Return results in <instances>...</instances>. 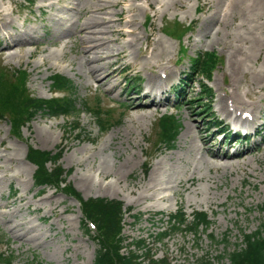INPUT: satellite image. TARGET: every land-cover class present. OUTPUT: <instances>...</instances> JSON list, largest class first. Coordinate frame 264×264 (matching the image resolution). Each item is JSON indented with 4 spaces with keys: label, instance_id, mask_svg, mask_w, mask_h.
Returning <instances> with one entry per match:
<instances>
[{
    "label": "rangeland",
    "instance_id": "374dc122",
    "mask_svg": "<svg viewBox=\"0 0 264 264\" xmlns=\"http://www.w3.org/2000/svg\"><path fill=\"white\" fill-rule=\"evenodd\" d=\"M11 1L14 2V6L20 4L24 7L28 4L26 0ZM150 1L130 0V3L136 6L135 33L139 38L138 51L143 54L140 58L145 55L150 56L151 49L147 45V40L157 38L169 43L171 47L163 61L169 68L175 70L173 85L177 83L181 73V77H184L183 73H190V60L197 54L213 51L218 57V62L211 72V78L203 80L211 88L212 95L200 93L199 80L202 78L193 73L190 82L183 86L184 95L178 98L176 89L172 86L169 96L170 91L167 92V88L165 96H169V102L160 106L158 112L149 114L145 118L135 119L133 124L135 127H128L133 133L130 135L124 125L125 122L129 124L127 119L133 114L126 113L127 108L123 103L134 101L136 93H131L134 89H131L128 83L132 78H135L136 82L141 79L139 86L143 88L151 75L150 65L142 66L137 60L138 63L136 62L134 68L116 73L115 79L121 86L116 92L121 95L116 96L115 93L109 95L104 90L96 88V83L88 79L81 69L78 62L79 36L74 35L77 37H74L75 43L66 34L61 35L60 40L57 39L64 25H60L56 18H66L69 21V23L66 21L67 25L74 22L78 16L73 8L76 0H68V8L63 7V3L55 2V11L46 8L40 12L34 8L30 12L27 8H23L20 17L16 13L12 14L16 24H20L21 19L25 17L30 25L38 27L34 38L41 48L47 50L33 53L34 55L29 58L25 50L27 47L33 50L34 45H25L22 51L18 46L16 49L14 47L10 51H3V54H0V69L6 72L25 70L28 91L44 98L51 96L49 76L56 72L61 73L70 80L69 94L76 100L73 118H48L43 114H37L16 134L10 130L8 120H0V253H4L5 258L12 256L13 264H38L37 262L92 264L97 247L95 240L83 231V214L75 197L53 187L40 188L34 185L32 174L35 166L26 157L29 146L61 153L59 163L68 171L66 181L83 199L101 196L120 200L124 211L122 233L127 239L125 243L133 239H141L146 247L151 249L155 259H165L167 264H199L201 259L205 258L213 261L214 264H228L223 255L227 249L240 243L242 232L264 227V170H261L264 169L263 138L259 136L254 138L258 140L255 145H252V141L246 142V146L243 142L223 144L224 135L218 133L209 143V155L215 151L229 153L230 149L242 150L245 147L252 151L247 155L244 153L245 150L241 152L244 153L243 156L237 155L225 159L229 161L228 165L223 163L210 169L206 167L207 163H201L199 157L203 153L209 164L214 163L215 159L204 149L196 154L187 151L188 139L184 138L188 104L195 113L198 124L211 125V130L206 133L209 135L217 129L212 126L214 121L228 122L232 116L224 117L219 112L216 101L219 96L230 91L231 77L240 90L246 89L253 83L260 84L257 83L258 74L255 72L256 69L264 71V0H242L236 2V5L235 3L230 5V0H152L149 5ZM9 2L10 0H0V5L8 9L11 7ZM77 2L79 3L80 0ZM122 5L127 18L132 11L126 12V4ZM51 13H54L55 19L50 17ZM52 32H56L57 35L52 36ZM121 37L120 42L130 38L125 35ZM52 40L56 41L49 46ZM116 46L115 44L114 47ZM48 49L59 56L55 54L43 63ZM10 53H19L20 57H10ZM239 60L242 64H238ZM131 61L133 60L126 58L122 64ZM35 65L37 67H34ZM160 72L164 73L163 70ZM245 100H253L261 106L260 110L254 111L259 115L257 121H264V98L254 96L245 97ZM206 109L208 113H205ZM96 111L101 113L104 125H109L105 132L97 127V120L93 117ZM169 113L180 124L171 148L160 144L161 136L158 128L159 117ZM210 116L212 120L207 119ZM47 126H52L50 129L53 134L52 140L45 143L40 140L38 129ZM73 126H77L78 129L73 130ZM115 132L123 135V142L113 143L116 152H120L121 157L133 152L138 163L137 168L131 169L127 177L116 175V169H84L98 160L101 152H97L95 158L87 156L91 149L102 144L107 148L105 154L108 159L111 162L117 161L112 157L111 149L107 146ZM183 141L184 144L181 145ZM9 145L11 147L15 145L20 149L12 159H8L10 154L8 155L5 149ZM84 148H88V152H84ZM23 156L26 157L24 158L26 161ZM68 157L75 162L70 163ZM78 157L81 159V168L75 164ZM242 157L245 160L250 157L256 158L257 161L249 159L250 164L244 165ZM161 160L164 167L172 166V169H159L162 171L158 173V192L166 195V199L142 200L140 203L136 200L134 192L129 193L130 188L131 186L135 188L139 181H143L142 176L146 179L152 164ZM224 165L225 168L221 167ZM227 168L230 170L227 171ZM189 170L194 171L196 183L191 189L184 190L176 185L174 177L185 178ZM198 174L203 175V178L198 180ZM208 176L217 177V188ZM83 182L89 186H82ZM106 185L114 186L113 190H109L111 195L102 194ZM194 189H197V194L194 193ZM150 192L153 193V190ZM150 192L147 191L145 194ZM48 194H52L50 196L52 201L46 197ZM206 194L217 196V202L213 204L204 202L203 196ZM19 195L24 199L21 201L16 199ZM12 200L10 206H2ZM53 202L56 203L54 209H52ZM148 205L152 207L144 210ZM179 210L188 217L196 211H205L209 223L206 227L200 226L197 230L189 231L182 225L172 231L169 216ZM4 218L12 225L22 223L20 227L24 230L9 231V226L4 224ZM163 230L169 231V234L158 238V233ZM22 232H26L25 236L20 235ZM143 251L144 249L139 250L138 253Z\"/></svg>",
    "mask_w": 264,
    "mask_h": 264
},
{
    "label": "bare ground",
    "instance_id": "6f19581e",
    "mask_svg": "<svg viewBox=\"0 0 264 264\" xmlns=\"http://www.w3.org/2000/svg\"><path fill=\"white\" fill-rule=\"evenodd\" d=\"M30 1L31 3L33 2V4L31 5L30 3L29 5L27 4V6L24 5V7H22V5L20 4L18 5L16 4V6H14L13 5L14 2L11 0L9 2L11 7H9L8 9L0 5V32L3 35L8 36V38H6L3 41L0 54H3V51H10L14 47L16 49V46L19 47V50L21 49L23 50V47L25 45H34L33 50L31 48L29 49L28 47L25 50L26 54H28V58L31 57V55L33 56L34 55L33 53L44 52L47 50L46 48L45 49L41 48L40 45L38 44V41L32 37L38 32V27L30 25V23L28 22V19L23 16H22L23 18L21 19V23L16 24L14 21V18L12 17V14L16 13V15L20 17L23 8H27L28 11L30 12L34 8H36L40 12L46 10L45 8H49V10L55 11L54 9L55 2L63 3L64 4L63 7L66 8L68 0H53V1L44 0L45 2L43 1L38 2V0H30ZM239 1L241 2L242 0H230V5H233L234 3H235L234 5H236V2H239ZM151 3H152V0L149 2V5H151ZM75 4L76 5L73 8L75 9L78 15L77 19H75L74 22L72 21L73 23L71 22L70 25H67V22L69 23V21H67L66 18H63V17L56 18V21L60 22V25L61 24L64 25V28L59 35L55 34L56 32L55 33L52 32L51 35L59 36L57 37V39L60 40L61 35L66 34L70 38V40L73 41V43H75L74 35L76 34L79 36V42H78L79 47L76 45L79 50V61L78 62L85 76H87L88 79L96 83V88H100L104 90L109 95H112L113 93H115L116 96H119L120 93L116 91L119 89L118 87L120 86V82L117 79H115L116 73L117 74L122 73L123 71L134 68L136 64L138 63L137 60H139L142 66H146V64L150 65L149 69H150L151 75L148 77V80L146 81L145 86H147L148 88H155L156 90H162V91L166 89L167 83L173 78L172 74L175 73V70L169 68L168 64H166V62L163 61L166 58L165 56H167L171 45L169 43H166V41H163L157 38L150 39L149 41L147 40V45L151 49L150 56L145 55L144 57L140 58V56H142L143 54L141 55V53L138 51L139 50L138 49V46H139L138 39L139 38H138V35L135 33V29H136L135 27L136 22H135V17H134L135 15L134 8L136 7L135 4L130 3V0H80L79 3L76 0ZM122 4H126L125 6L127 8V11L125 9L126 12L132 11V14L128 15L127 18H126V15L124 14ZM19 5L21 8L19 7ZM116 7H118V9H115ZM50 17L52 19H55L54 13H51ZM73 25H74V31H73ZM46 30L48 31V29ZM123 35L129 36L130 38H127L123 42H120L119 39ZM44 41H46V39H44ZM55 41L56 40H52L51 42H49L50 44L49 46H51V44H53ZM112 44L114 45L116 44L117 46L114 47V45L112 46ZM45 47H48V46H45ZM10 54H9L10 57L12 56L20 57L19 53H10ZM55 54L57 53L54 51H50L48 49L46 57L43 58V63H45L46 59H48L49 57L51 58V56H55ZM126 58H130L133 61H131L130 63L126 62L125 64H122V61ZM238 64H242L240 60L238 61ZM34 67H37V66L35 65ZM166 69H169V71H167ZM162 70L164 71V73L163 74L159 73V71H162ZM255 74H258L257 83H260V84L256 85L253 83L243 90H240L235 85L234 79L231 77L230 83H229L231 87L230 91L225 93V95L223 96H219L218 99L216 100L218 104V110L220 113L224 115V117H228L232 115L230 118L231 121H234V122L239 121L241 123H247L250 126L255 125L258 115L255 113L254 110H260L261 106L257 105V103L253 100H250V101L245 100V97L250 98L254 96L259 97V98H264V71L261 69H256ZM150 90H153V89H149L148 91ZM131 93L133 94L136 93L135 98L133 99L134 101L132 100L126 101V102L124 101L125 103H123L127 108L126 113L133 114L132 117L127 119L129 124L125 122L126 124L124 125L125 130L129 135L132 133V131H131V128H128V127H135L133 125L135 123V119L145 118L149 114L158 112V110L160 109V106H163V104H166L169 102V99H166V98L156 99L154 97H147L148 95L146 93L140 94V93H137V91H134ZM190 107H191L190 104H188V106H186V110H187L186 114L184 113L185 119L187 118L186 126L184 129V138L188 139L186 149L187 151L195 152L194 154L200 153L202 152L201 150L204 149L208 154L210 150L209 143H211L212 140H214L218 132L217 130H213L212 132H210L209 135H207L206 133H208L211 130L210 125L208 123L198 124L194 116L195 113L190 109ZM241 107H247L248 109L241 108ZM205 113H208L207 109L205 110ZM51 127L47 126V127L38 129V136L41 141L48 143V141L52 140L53 131L50 129ZM122 140H123V135L118 132L112 135L111 142L107 145L108 148L111 149L112 157L117 160L116 162L115 161L111 162L108 159L107 155L105 154V150L107 148L105 147L104 144H102L99 146H95L88 153V156H87L88 158L89 157L95 158L97 152H101V155L99 156L97 161L95 160L88 168H84V169H102V170L116 169L115 170L116 175L118 174L120 176L123 175L127 177L131 169L137 168L136 166L138 163L134 156L135 154L133 152L125 154V156L123 157H121L122 154L120 152H116V147L115 145L113 146V143L123 142ZM54 143L56 145V142ZM183 144H184V141L181 145ZM5 149L8 151L7 154L8 155L10 154V156H8V159H12V157L16 155L15 153L20 152V149H18L17 146L15 145L12 147L9 145V147L7 146ZM87 149L84 148V152H88ZM251 151L252 149H248L244 153H247V155H249L251 154ZM244 153L238 152V153H233L231 155L227 153H223L220 155L215 151V152H212L210 155L208 154L209 156L213 157L216 160V161L214 160V163H211V164H209L208 161L204 158L205 156H203V153L200 157L198 155L197 156L201 158L200 159L202 161L201 163H205V164L207 163L206 167L210 169V167H213L216 165L220 166L223 163L228 165L229 161H226L225 159H229L237 155L243 156ZM24 158L26 157L23 156V159ZM68 158H69L70 163L75 162L71 160L72 159L71 157H68ZM246 158L248 157L246 156ZM249 159L256 160V158L253 159L251 157ZM249 159L245 160L244 157H242L243 164L244 165L250 164V161H248ZM24 161L26 160L24 159ZM75 164H77L78 168L82 167L80 157H78ZM221 167L225 168V165ZM159 169H165V170L172 169V166L169 168H166L164 167L162 160L157 161L152 164L149 174L146 179H145V176H142L143 181H139V183L135 185V188L131 186L129 193L134 192L133 194H135L136 200H138L140 203L142 200H155V199L164 200L166 199V195H163L161 192H158V188H157V185L159 182L158 173L162 171V170L159 171ZM226 170L229 171L230 169L227 168ZM261 170H264V169H261ZM224 172H225V169H224ZM202 176L198 174L197 179L200 180L201 178H203ZM195 179H196V176L194 175L193 170H189V174L185 178H181V177L175 178L174 177V181L176 185L184 190L191 189V186H194L196 183ZM208 179H210L212 183H214V186L216 188L218 187L217 177L208 176ZM82 186L84 187L89 186V184H87L86 182H83ZM113 189H114V186L106 185L103 188L104 192L102 194L111 195L109 193V190H113ZM151 190H153V193L150 192ZM147 191H149L150 193L145 194V192ZM194 193L195 194L198 193L197 189H194ZM51 195L48 194V196H46L47 198H49L48 199L49 201H52V199L50 198ZM203 197H204V202L208 204L210 203L213 204V202H217V198H218L217 196L215 195L211 196L210 194L209 195L206 194ZM16 199L21 201L22 199H24V197L22 195H19L18 198ZM12 203H13V200L10 202H5L2 206L8 207ZM52 204H53L52 209H54L56 203L53 202ZM151 207H152L151 205L150 206L148 205L144 207V210H148ZM3 220H4V224H6V226H9L8 229L11 232L15 231V229L24 230L23 227H20L22 223L21 224L16 223L12 225V223L9 222L8 219L4 218ZM25 234L26 232H22L20 235L25 236ZM16 237L19 238L20 236H16Z\"/></svg>",
    "mask_w": 264,
    "mask_h": 264
},
{
    "label": "trees",
    "instance_id": "16d2710c",
    "mask_svg": "<svg viewBox=\"0 0 264 264\" xmlns=\"http://www.w3.org/2000/svg\"><path fill=\"white\" fill-rule=\"evenodd\" d=\"M217 62V56L213 51L201 53L192 60L190 70L208 80ZM26 79L24 72L18 74L0 69V119H7L13 131H18L38 113L47 117L61 115L67 119L74 117L73 113L76 111L74 98L64 96L42 99L32 96L27 90ZM50 80L52 90L65 91L71 88L70 80L61 74H52ZM199 88L201 92L209 93L208 87L202 80ZM94 117L100 129L106 130L109 127L104 125L101 113H95ZM179 127L180 124L172 115L160 117L158 123L160 144L166 147L173 146ZM76 129L77 126H73V130ZM60 154L32 146L27 149V158L36 166L33 173L34 183L37 186H52L79 201L83 214V231L97 244L92 264H167L165 259H155L151 249L146 247L143 240L133 239L125 243L127 239L122 233V202L107 197L83 199L67 183L68 171L64 170L59 163ZM208 223L205 212L197 211L191 219H188L184 213L178 211L177 215L171 216L170 229L176 230L184 225L189 230H197L200 226H207ZM88 224L93 226V234ZM167 234L168 231H161L158 238L165 237ZM241 237L240 243L227 249L223 255L228 264H264V227L242 232ZM142 249H144L143 253H138ZM12 261V256L5 258L4 253H0V263L13 264ZM199 264L214 263L205 258L201 259Z\"/></svg>",
    "mask_w": 264,
    "mask_h": 264
}]
</instances>
